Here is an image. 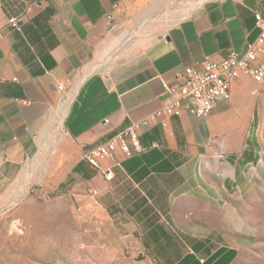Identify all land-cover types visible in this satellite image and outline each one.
I'll return each mask as SVG.
<instances>
[{
  "label": "crops",
  "instance_id": "0c3cea01",
  "mask_svg": "<svg viewBox=\"0 0 264 264\" xmlns=\"http://www.w3.org/2000/svg\"><path fill=\"white\" fill-rule=\"evenodd\" d=\"M174 5L181 8L157 17L161 25L133 41L123 36L146 13ZM255 10H264V0H0V211L48 177L50 149L62 160L72 143L82 155L66 177L88 181L109 213L146 230L149 243L151 230L165 229L152 200L167 195L170 181L213 177L225 163L234 167L226 177H235L256 165V103L239 97L255 81L243 75L209 117L184 111L166 125L151 121L141 141L160 146L150 154L102 159L111 180L86 160L82 174L72 172L91 148L151 119L170 97L165 85L186 67L245 52L257 34ZM157 251L163 262L177 260L176 249L174 257Z\"/></svg>",
  "mask_w": 264,
  "mask_h": 264
},
{
  "label": "rangeland",
  "instance_id": "374dc122",
  "mask_svg": "<svg viewBox=\"0 0 264 264\" xmlns=\"http://www.w3.org/2000/svg\"><path fill=\"white\" fill-rule=\"evenodd\" d=\"M175 8L181 7H160V15L156 9L146 13L149 19L124 29L123 36L133 41L137 34L164 23L157 17ZM21 17L10 23L18 25ZM247 89L239 97L256 103L257 164L240 169L235 177H226L234 174V167L225 163L226 168L219 165L213 177L173 179L167 195L152 200L166 231L177 241L179 254L188 250L190 240L211 236L216 246L237 250L231 264H264V82L252 81ZM65 143L68 156L62 160L55 148L49 150L48 177L33 180L25 195L0 211V264H168L158 257L152 241L144 245L146 230L123 226L88 181L77 176L64 190L58 188L82 155L72 143ZM174 250L166 247L172 257Z\"/></svg>",
  "mask_w": 264,
  "mask_h": 264
},
{
  "label": "built area",
  "instance_id": "2783aa9c",
  "mask_svg": "<svg viewBox=\"0 0 264 264\" xmlns=\"http://www.w3.org/2000/svg\"><path fill=\"white\" fill-rule=\"evenodd\" d=\"M257 34L243 53L231 51L227 56L215 59L206 56L202 61L188 66L177 76L175 85H165L170 93L166 104L151 119L132 122L114 137L100 143L84 155V158L107 180L114 176L110 168L102 165V159H112L117 151L130 158L147 150L141 136L151 121H161L179 116L184 111L198 118H207L219 101H229L232 85L241 76L251 77L257 83L264 82V10H255ZM110 17V16H109ZM108 121V119H106ZM152 143L150 147H159ZM149 148V147H148Z\"/></svg>",
  "mask_w": 264,
  "mask_h": 264
},
{
  "label": "trees",
  "instance_id": "16d2710c",
  "mask_svg": "<svg viewBox=\"0 0 264 264\" xmlns=\"http://www.w3.org/2000/svg\"><path fill=\"white\" fill-rule=\"evenodd\" d=\"M248 144L250 146L251 143L248 142ZM144 146L147 147L146 151L137 153L130 158L150 154L153 149L158 148L150 147V145ZM256 157H258V155ZM84 160L87 161V159L84 158L73 167V173L82 174V170L85 167ZM255 163H257V159L255 160ZM84 178L90 177L87 176ZM73 180L74 177H72V175H69L65 181L59 183L58 188L61 191L64 190L68 186V184L73 182ZM150 234L151 238L153 239L152 241L155 244L162 243L157 246L161 251H165L166 247L169 245L175 247V249L177 248V241L175 239H172L170 234L163 227L159 226L158 229L151 230ZM146 244L147 242L145 240V246ZM189 247L191 251L188 250L185 254H179L178 249H176L178 251V254L176 255L177 260L174 263L169 264H231V262L237 256V250L234 247L226 245L216 246L212 241L211 236H207L204 239H192L189 241Z\"/></svg>",
  "mask_w": 264,
  "mask_h": 264
}]
</instances>
